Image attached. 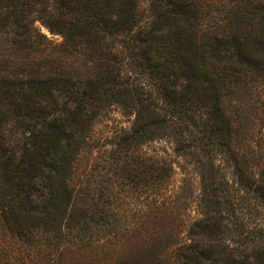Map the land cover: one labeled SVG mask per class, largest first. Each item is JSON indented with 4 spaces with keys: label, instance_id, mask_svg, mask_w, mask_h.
I'll use <instances>...</instances> for the list:
<instances>
[{
    "label": "trees",
    "instance_id": "16d2710c",
    "mask_svg": "<svg viewBox=\"0 0 264 264\" xmlns=\"http://www.w3.org/2000/svg\"><path fill=\"white\" fill-rule=\"evenodd\" d=\"M199 1L0 0V264H73L75 247L82 264H115L99 244L160 232L178 190L173 163L143 151L159 134L203 187L178 264H264V134L246 145L227 104L264 77V0ZM114 103L135 122L93 166L94 124Z\"/></svg>",
    "mask_w": 264,
    "mask_h": 264
},
{
    "label": "rangeland",
    "instance_id": "374dc122",
    "mask_svg": "<svg viewBox=\"0 0 264 264\" xmlns=\"http://www.w3.org/2000/svg\"><path fill=\"white\" fill-rule=\"evenodd\" d=\"M226 1H224L225 4H227ZM199 2L202 3L203 11H206L211 4H215L214 0H200ZM148 3L149 0H141L140 2L143 7H146ZM206 18V16H203L201 19L206 20ZM33 23L51 44L58 45L64 41L63 35L52 32L41 20L34 19ZM201 28L198 27L200 31ZM76 52L72 46L68 48V53L66 54L68 62L75 60V56H72V54ZM17 53L19 54V52L15 54ZM85 75L87 76L88 73L86 72ZM85 75L84 77L86 78ZM237 95L240 96L237 97ZM237 95L234 97L230 96L233 99H230L231 101L227 103L228 109L239 117L237 121L233 119L232 123L234 127L244 130L242 134L243 136L245 135L244 141L246 145H257V138L264 134V77L261 79L259 76L256 81H252L246 86V90L243 87L242 92ZM236 105H239L238 108ZM101 111L102 113L94 124V131L90 139V143L95 146L92 153L93 166H97L99 163L101 166L110 163L111 158H109V155L114 148L111 143L120 139L124 133L131 132L135 122V113L122 103H114ZM253 137L254 139H252ZM260 145L264 147V138ZM175 146L176 144L171 138L162 134L142 146L143 151L168 158L173 163L171 183L175 184L178 193L173 195V199L170 202V219L166 220V224L164 222L162 225H157L161 230L160 232L150 233L147 238L140 236L132 241L127 240L124 245L114 246V244L108 243L109 241L99 244L101 254L106 258L113 254L114 259L112 262L115 264H175V260L176 264H178V254L181 251H187L186 249L190 247H188V243L191 241L188 228L193 221L200 220L206 215V208L202 200L203 187L199 173L200 167L193 164L195 162L194 159L191 158L192 163L189 157L175 154ZM105 158H107L106 162ZM80 163L82 165L80 170L81 168H83V171L86 169L89 175L92 172L89 159ZM223 166V172L227 173L229 179L232 180L233 167L231 164ZM105 175L108 176L109 173L106 172ZM110 175L113 176L112 174ZM85 177L86 175L84 177L80 176L78 178L79 184H76V188L81 194L87 189L89 191V186L91 185L88 184L90 177ZM101 182H97V185ZM107 182L105 181V183ZM97 185L95 184V186ZM178 185L181 186L179 189ZM76 200L78 204H81V200ZM136 240H138L137 245H135ZM72 254L74 255L73 264H82L79 260L81 254V257L84 256L83 252L80 253L79 248L75 247ZM88 257H90L89 254ZM68 259L70 260V258H67V262L69 261Z\"/></svg>",
    "mask_w": 264,
    "mask_h": 264
}]
</instances>
